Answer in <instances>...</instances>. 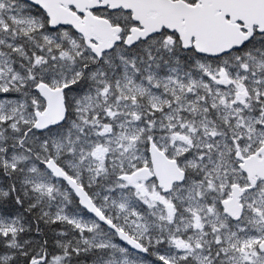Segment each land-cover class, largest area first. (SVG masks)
<instances>
[{"label":"snow or ice","instance_id":"obj_1","mask_svg":"<svg viewBox=\"0 0 264 264\" xmlns=\"http://www.w3.org/2000/svg\"><path fill=\"white\" fill-rule=\"evenodd\" d=\"M0 264H264V0H0Z\"/></svg>","mask_w":264,"mask_h":264}]
</instances>
